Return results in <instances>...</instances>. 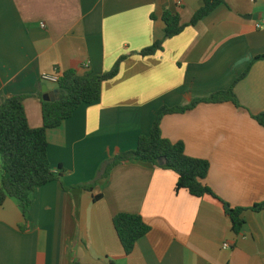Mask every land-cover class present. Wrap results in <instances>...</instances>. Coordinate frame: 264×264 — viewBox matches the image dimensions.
Listing matches in <instances>:
<instances>
[{
    "label": "crops",
    "instance_id": "obj_1",
    "mask_svg": "<svg viewBox=\"0 0 264 264\" xmlns=\"http://www.w3.org/2000/svg\"><path fill=\"white\" fill-rule=\"evenodd\" d=\"M205 1L0 0V95L26 97L32 129L43 126V87L62 96L43 74L102 75L126 57L99 101L48 131L52 170L64 173L35 193L27 229L16 200L0 206V264H264V210H251L264 202V126L254 119L264 113V0H223L189 26ZM166 11L186 29L140 56L164 40ZM247 69L234 88L241 108L201 103L161 121L165 139L209 162L216 197L177 193L178 176L151 164L107 173L150 134L160 109L227 91ZM224 203L246 209L240 235ZM119 214L151 227L130 256L114 227Z\"/></svg>",
    "mask_w": 264,
    "mask_h": 264
},
{
    "label": "trees",
    "instance_id": "obj_2",
    "mask_svg": "<svg viewBox=\"0 0 264 264\" xmlns=\"http://www.w3.org/2000/svg\"><path fill=\"white\" fill-rule=\"evenodd\" d=\"M222 3L223 0H206L204 6L193 16L189 26L197 25ZM163 22L164 40L144 49L140 52V56L149 57L163 51L164 42L181 35L187 27L181 24L179 15L170 11L164 13ZM125 60L126 57L120 58L109 72L102 75L87 73L80 76L75 71L64 73L57 83L62 93L59 101L44 102L42 94L39 93L43 114V126L39 129H32L29 126L24 107L26 97L5 98L0 95V206L8 199L17 201L25 221L21 230L27 229L29 212L37 190L49 183L59 181L64 173H55L52 170L48 156V131L61 127L81 106L99 101L103 84L119 75ZM248 72L249 69L229 90L215 93L209 99L197 100L186 107L160 109L150 134L139 138L134 151L123 153L109 162L107 173L127 162L151 164L163 170L173 171L178 176L177 193L186 190L196 198L216 197L205 183L210 170L209 162L189 157L182 143L174 144L165 139L161 131V121L169 115L192 111L201 103H232L237 108H241L234 88L239 81L246 78ZM254 119L264 126V113L254 116ZM86 188L90 189V187ZM224 205L233 232L240 235L246 226L243 217L246 209L231 208L225 203ZM251 210L263 211L264 202L255 205ZM113 223L126 256H130L137 243L151 231V227L139 215L119 214L114 218Z\"/></svg>",
    "mask_w": 264,
    "mask_h": 264
},
{
    "label": "built area",
    "instance_id": "obj_3",
    "mask_svg": "<svg viewBox=\"0 0 264 264\" xmlns=\"http://www.w3.org/2000/svg\"><path fill=\"white\" fill-rule=\"evenodd\" d=\"M62 75L63 74H61L59 70H56L53 74H43L41 76V81L57 85ZM223 248L228 249L230 246L228 244H224Z\"/></svg>",
    "mask_w": 264,
    "mask_h": 264
},
{
    "label": "water",
    "instance_id": "obj_4",
    "mask_svg": "<svg viewBox=\"0 0 264 264\" xmlns=\"http://www.w3.org/2000/svg\"><path fill=\"white\" fill-rule=\"evenodd\" d=\"M43 101L44 102H56L60 100L59 91H49L47 86L42 89Z\"/></svg>",
    "mask_w": 264,
    "mask_h": 264
},
{
    "label": "rangeland",
    "instance_id": "obj_5",
    "mask_svg": "<svg viewBox=\"0 0 264 264\" xmlns=\"http://www.w3.org/2000/svg\"><path fill=\"white\" fill-rule=\"evenodd\" d=\"M0 162H1V156H0Z\"/></svg>",
    "mask_w": 264,
    "mask_h": 264
}]
</instances>
